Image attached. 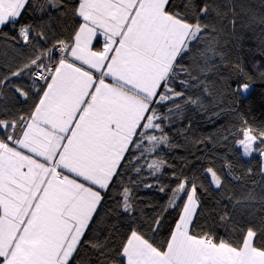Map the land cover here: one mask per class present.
<instances>
[{"label": "snow or ice", "instance_id": "snow-or-ice-1", "mask_svg": "<svg viewBox=\"0 0 264 264\" xmlns=\"http://www.w3.org/2000/svg\"><path fill=\"white\" fill-rule=\"evenodd\" d=\"M257 31L264 0H0V264H264ZM230 145L259 167H195Z\"/></svg>", "mask_w": 264, "mask_h": 264}, {"label": "trees", "instance_id": "trees-1", "mask_svg": "<svg viewBox=\"0 0 264 264\" xmlns=\"http://www.w3.org/2000/svg\"><path fill=\"white\" fill-rule=\"evenodd\" d=\"M252 3L256 5L257 11L260 10V3L261 0H252ZM259 32H255V38L254 39H245L243 42L241 48L239 49L240 52V58L242 61L248 65L251 66L255 61H259L261 64H264V52H262L260 48V40H259ZM2 62V60H0ZM264 94V88L260 87L259 81L256 82V91L252 94V98L250 101H246L242 107L247 109L249 111L250 119L252 118V114L254 113L255 116H259L261 114V96ZM185 121L191 120L192 126L191 131L194 136H204L208 135V125L207 122L200 119V116L196 113H188L186 114V117H184ZM176 135L175 132H173L172 137L174 138ZM177 143L183 144L184 139L183 137H180V139L177 141ZM217 152H225L224 156L216 155L214 160L210 159H203L201 161H197L195 167L197 169L202 168L204 165H215L216 169H220L222 167L221 160H227L231 159L233 168L236 169L237 172L243 171L247 168L257 169L259 167V160L258 159H250V160H244L241 158V156L238 154L236 149L233 146H229L228 149L225 151L223 148H218ZM177 153H181L182 155H177ZM161 156L165 159L171 160L173 162L179 163L181 159L188 158V152L187 149H169L167 153L162 152ZM168 171H172V169H168ZM165 179H170L169 177L165 176ZM205 183H208L207 177L204 178ZM259 182V177H257V184ZM211 186L210 184L208 185ZM149 199L154 200L157 203H162L160 196L157 194L155 196L149 197ZM176 217L175 211L172 212L171 219L174 220ZM169 223H171V220H169ZM164 232H167L168 229L165 228L163 230Z\"/></svg>", "mask_w": 264, "mask_h": 264}]
</instances>
